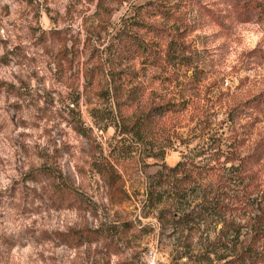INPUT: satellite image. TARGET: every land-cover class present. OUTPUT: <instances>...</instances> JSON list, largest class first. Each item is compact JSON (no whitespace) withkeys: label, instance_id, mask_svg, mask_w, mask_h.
Returning <instances> with one entry per match:
<instances>
[{"label":"rangeland","instance_id":"obj_1","mask_svg":"<svg viewBox=\"0 0 264 264\" xmlns=\"http://www.w3.org/2000/svg\"><path fill=\"white\" fill-rule=\"evenodd\" d=\"M256 1L0 0V264H264Z\"/></svg>","mask_w":264,"mask_h":264},{"label":"trees","instance_id":"obj_2","mask_svg":"<svg viewBox=\"0 0 264 264\" xmlns=\"http://www.w3.org/2000/svg\"><path fill=\"white\" fill-rule=\"evenodd\" d=\"M236 4L237 5H242L241 7V11L242 13H247V12H259L260 8H262V4L259 5L258 2L256 0H236ZM125 47L129 48L130 45L132 44L131 41H127L124 40L122 42ZM121 49V48H120ZM175 51H178L177 48L174 49ZM257 100V102H256ZM264 103V95L258 97L257 99H255V102L250 103L249 106L251 108H254L256 110H260L261 109V104ZM170 113L169 109L167 108H163L161 106H158L156 108L151 109V111L149 112V114L146 115L145 119L146 120H150L152 118H154L155 116H165L168 115ZM262 145V144H261ZM114 171L112 166H109V170H102V173H104L103 175L106 176V181L109 185L110 188L115 189L116 187V174ZM48 177L50 178V188H49V192H48V197L49 200L51 201V203L54 204V206L56 205L58 208L63 207L64 205H66L67 207L71 208L73 206H75V202H79L81 204H83L84 199L83 196L80 195L78 192H76L71 186H69L66 181L62 178V176H56L55 174H52L51 172H47ZM37 176H34V179H36ZM79 234L76 237V239L79 240V242L81 241V239L84 236H88L90 237H97V234L99 233V231H80L78 232Z\"/></svg>","mask_w":264,"mask_h":264}]
</instances>
